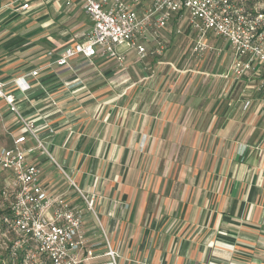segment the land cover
<instances>
[{"label":"rangeland","instance_id":"rangeland-1","mask_svg":"<svg viewBox=\"0 0 264 264\" xmlns=\"http://www.w3.org/2000/svg\"><path fill=\"white\" fill-rule=\"evenodd\" d=\"M248 3L264 11V0H248ZM8 15L5 19L9 20L0 23V41L8 36L28 35L32 24L27 19L31 17L17 12ZM81 16H72L67 24L47 27L41 34L45 36L27 37L26 43L14 52L4 53L0 48V67L9 69L8 76L6 71L1 72L12 80L35 66L40 67L46 75L44 84L50 85L51 81L58 84L51 89L50 85L42 94L53 92L57 99L62 100L41 102L44 110L55 106L61 115L69 116L70 123L67 125L78 134L84 133L86 138L98 135L101 127L99 116L110 117L108 122H104L105 133L108 129L111 134L118 131L120 143L124 141L123 146L129 144L133 150L128 161L121 162L123 169L126 167L120 173L123 180L131 174L140 189L150 191L149 195H152L151 187L157 185L155 181L162 176L161 185L168 180V189L174 193L179 190L178 185L183 178L196 177L193 171L185 172L186 166L207 164L209 158L210 165L223 158L226 164L234 166L259 156L261 141L256 134L264 133V91L258 85L247 97L242 95L247 93L242 83L232 81L230 76L224 77L230 53L227 41L210 33L205 51L197 53L193 51L195 35L183 27L181 33L165 36L169 42L159 56L139 58L131 54L122 62L111 58H97L92 63L75 61L73 64L82 73L81 78L66 84L64 79L70 74H57L62 68L57 67L55 55L73 41L75 34L85 31L86 25L82 23L85 20L82 21ZM147 46L148 54L152 53L155 42ZM99 86L114 89L101 93ZM118 86L119 96L116 95ZM106 93H112L113 101H102L101 97ZM245 96L251 101H243ZM22 103L27 104L28 101ZM47 105L50 106L47 108ZM83 118L87 120L81 125ZM229 118L232 123L223 130L225 120ZM61 121L56 123L58 130L67 126ZM5 124H0V148L11 144L8 125ZM47 147L58 165L45 154V167L59 171L65 181L69 180L66 174L74 179L75 170L82 169L87 187L99 177L98 190H83L86 194H95L97 213L98 206L104 202L105 209H109L113 193L108 191L105 182L112 177L105 167L110 157H105L103 172L98 173L95 159L99 158L77 154L72 162L74 169L71 170L70 157L60 155V150L52 143H47ZM70 190L73 192L71 197L85 205L72 186ZM211 194L213 196L214 192ZM124 205L127 214L131 206L128 203ZM88 211L92 215L93 212ZM123 217L125 215L121 216L122 220ZM92 219L98 225V239L104 240L102 227L94 215ZM126 224L131 226L128 221ZM107 234L113 243L109 231ZM3 255L0 254V259Z\"/></svg>","mask_w":264,"mask_h":264},{"label":"crops","instance_id":"crops-1","mask_svg":"<svg viewBox=\"0 0 264 264\" xmlns=\"http://www.w3.org/2000/svg\"><path fill=\"white\" fill-rule=\"evenodd\" d=\"M65 1L0 0V23L9 20L5 19L9 16L8 14L17 12L31 17L27 20L32 24L28 35L8 36L0 41L1 50L4 53L14 52L26 43L27 37L45 36L41 34L47 27L67 24L72 16L83 15L82 21L85 20V22L82 23L86 25V29L72 38V40H78L92 26V22L81 6H67ZM24 2H31L33 7L29 10H20ZM119 51L125 53L127 57L131 54L139 57L134 48L126 45L120 46ZM148 55L154 56L152 53ZM233 58L230 49L224 77L230 76L232 81L237 80L242 83L244 91H247L242 95L248 97L252 89L258 87L259 78L250 74L238 79L239 77L231 71ZM75 61L93 62L78 57L68 66L61 67L56 64L57 67L62 68L57 73L59 76L70 74L64 79L66 84L81 78L82 73L78 72L79 69L73 64ZM33 69H39V76L29 77L33 81L32 90L27 93L16 92V96L18 101H21L20 112L37 125L43 140L52 143L56 149L58 147L60 155L70 157L71 170L74 169L72 162L77 154L82 157L99 158L95 159L98 173L103 172L105 157H110L105 171L111 173L112 178L105 183H107L108 191L111 190L113 193V197L109 203V209H105V202L98 206L97 215L122 255L119 264H264V133L256 134L257 139L261 141L257 158H249L246 163L234 166L226 164L223 158L218 163L210 165L209 158L207 164L193 166L194 168L186 166L185 172L193 171L196 177L183 178L181 183H178L180 186L178 191L172 193L168 189V180L161 185L163 179L159 176L158 181H155L158 184L151 187L154 195H149L150 191L140 189L131 174L125 180L121 178L120 173L126 170V167L123 169L121 162L128 161V157L133 155V150L129 144L123 146L124 141L120 143L121 137L118 131L111 134L108 129L105 133L104 122H108L110 117H98H101V127L96 137L86 138L84 133H76L72 126L67 125L70 123L69 116L61 115L60 110H57L55 106L47 105L45 107L49 109L44 110L41 102L62 101L57 99L53 92L49 95L42 94L49 89L50 85H52L51 89L58 84L52 81L50 85L44 84L46 75L40 71L41 68L35 66L30 71ZM8 70L0 67V78L10 80L5 77L8 76ZM1 71H6L7 74L3 76ZM29 72L22 75H28ZM103 86H99L101 93L107 92L110 88L114 89ZM116 89V95L119 96V86ZM111 94L103 95L102 101H113ZM246 96L243 101H251ZM101 99L98 100L101 101ZM23 101L28 103H22ZM1 105L5 110L7 133L21 134L22 125L6 109L4 102ZM60 120H63L61 122H65L67 126L58 130L56 123ZM86 120L87 118H83L81 125L86 123ZM231 123L232 119L225 120L223 130H226ZM29 141L32 143V140ZM38 151L30 159L41 167L45 187L51 193L71 196L73 192L70 190L69 181H65L59 171L46 168L45 154L41 150ZM249 162H251L250 165H248ZM84 174L85 171L82 169L75 170L73 177L76 183L82 189L98 190L99 177H96L91 185L88 183L87 187ZM212 192H214L213 196ZM74 202L85 213V228L89 237L97 239L98 225L92 219V215L95 216V214L91 215V212L78 199ZM125 203L131 206L127 214H125ZM122 215H125L123 220ZM126 221L131 226H128Z\"/></svg>","mask_w":264,"mask_h":264},{"label":"built area","instance_id":"built-area-1","mask_svg":"<svg viewBox=\"0 0 264 264\" xmlns=\"http://www.w3.org/2000/svg\"><path fill=\"white\" fill-rule=\"evenodd\" d=\"M65 3L81 6L92 26L55 55L58 66H68L78 57L122 62L126 54L119 47L123 45L134 48L139 58H144L150 42H155L152 54L159 56L169 42L165 36L181 33L184 27L195 35L193 51L197 53L205 51L210 33L227 41L234 57L232 73L237 77L258 76L259 89L264 90V11L250 5L248 0H66ZM32 7L31 2H24L20 10ZM30 76L38 77L39 69L8 81L0 78V124L6 121L1 105L4 102L23 130L18 135L10 133L11 144L0 148V254H4L0 263L119 264L120 253L95 210V194H86L65 173L86 208L95 214L104 240L89 237L82 208L71 196L49 192L42 180L41 167L30 159L41 150L58 165L37 125L19 109L21 101L16 92L32 90Z\"/></svg>","mask_w":264,"mask_h":264}]
</instances>
